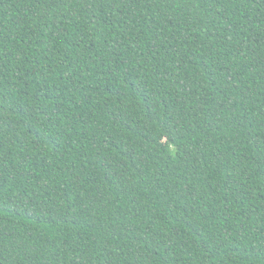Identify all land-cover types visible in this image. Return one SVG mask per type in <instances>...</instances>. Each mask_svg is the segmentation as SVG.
<instances>
[{"label": "trees", "instance_id": "obj_1", "mask_svg": "<svg viewBox=\"0 0 264 264\" xmlns=\"http://www.w3.org/2000/svg\"><path fill=\"white\" fill-rule=\"evenodd\" d=\"M0 264H264V0H0Z\"/></svg>", "mask_w": 264, "mask_h": 264}]
</instances>
